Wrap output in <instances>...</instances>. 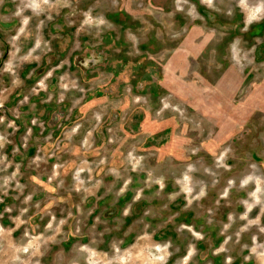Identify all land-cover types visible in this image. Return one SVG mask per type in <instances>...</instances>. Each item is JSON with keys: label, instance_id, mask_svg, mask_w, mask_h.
Wrapping results in <instances>:
<instances>
[{"label": "rangeland", "instance_id": "obj_1", "mask_svg": "<svg viewBox=\"0 0 264 264\" xmlns=\"http://www.w3.org/2000/svg\"><path fill=\"white\" fill-rule=\"evenodd\" d=\"M0 264H264V0H0Z\"/></svg>", "mask_w": 264, "mask_h": 264}, {"label": "crops", "instance_id": "obj_2", "mask_svg": "<svg viewBox=\"0 0 264 264\" xmlns=\"http://www.w3.org/2000/svg\"><path fill=\"white\" fill-rule=\"evenodd\" d=\"M46 188H47V190H48L49 192L53 191V189L51 188V186H49V187L47 186Z\"/></svg>", "mask_w": 264, "mask_h": 264}, {"label": "bare ground", "instance_id": "obj_3", "mask_svg": "<svg viewBox=\"0 0 264 264\" xmlns=\"http://www.w3.org/2000/svg\"><path fill=\"white\" fill-rule=\"evenodd\" d=\"M136 199H140V197H136ZM183 230L185 229L186 230V228H184V226H183V228H182ZM187 229H189V228H187ZM188 258V257H187Z\"/></svg>", "mask_w": 264, "mask_h": 264}]
</instances>
